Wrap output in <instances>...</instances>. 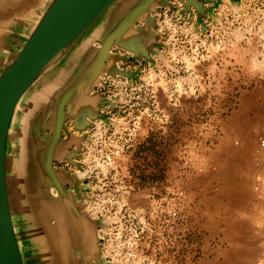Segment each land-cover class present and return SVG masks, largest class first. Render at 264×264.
Here are the masks:
<instances>
[{
    "label": "rangeland",
    "instance_id": "1",
    "mask_svg": "<svg viewBox=\"0 0 264 264\" xmlns=\"http://www.w3.org/2000/svg\"><path fill=\"white\" fill-rule=\"evenodd\" d=\"M168 16L75 169L104 264H264V0H221L202 25Z\"/></svg>",
    "mask_w": 264,
    "mask_h": 264
},
{
    "label": "water",
    "instance_id": "2",
    "mask_svg": "<svg viewBox=\"0 0 264 264\" xmlns=\"http://www.w3.org/2000/svg\"><path fill=\"white\" fill-rule=\"evenodd\" d=\"M6 1L0 0V18ZM118 1L52 0L19 50L0 68V264H24L12 214L14 195L11 197L10 191L13 180L21 203L31 211L42 234L44 245L41 246L45 251L36 264H104L101 262L98 236V229L103 227L102 219H91L84 209V179L67 171L65 166L56 167L54 161L64 163L60 159L67 154L62 148V130H65L66 120L74 119L71 112L81 101L86 100L82 105H85L83 108L88 119L81 128H76L72 121L73 128L79 133L84 129L91 130L93 122L101 121L104 126L108 125V115L100 113V108L109 105L113 112L118 113L114 100L105 99L100 88H106L108 78L116 81L120 77L126 82L135 78L134 71L119 68L118 62L138 60L153 64V55L160 56L163 43H158L152 53L145 43L135 41L137 34L145 31L143 25L136 24L143 21L154 27L158 32L156 39H159V13L164 6L174 8L171 0L124 2L117 20L106 27L99 46L84 67L69 85H64L56 93L50 119L39 117L37 108L31 110L30 115L22 117L15 156H11L8 148L12 121L22 99L48 67L62 57L96 21L114 9ZM201 1L212 4L205 8L200 0H176L179 4L177 15L182 18L193 8L196 23L202 25L205 13L212 16V10L221 0ZM228 1L230 5L241 4L240 0ZM12 6H15L14 3ZM146 36L151 38L152 34L147 32ZM113 45L131 54L130 58L113 53ZM93 89L95 91L91 93ZM79 98V101L76 100ZM66 134L72 137V133L66 131ZM79 138L78 141L90 140L85 133ZM13 141L15 146V138ZM78 141L74 156L81 157ZM68 164L81 167V162L68 161Z\"/></svg>",
    "mask_w": 264,
    "mask_h": 264
},
{
    "label": "crops",
    "instance_id": "3",
    "mask_svg": "<svg viewBox=\"0 0 264 264\" xmlns=\"http://www.w3.org/2000/svg\"><path fill=\"white\" fill-rule=\"evenodd\" d=\"M51 1L52 0L6 1V6L0 18V68L5 65L10 59H12L16 51L19 50L20 46L22 45L24 40H26V38L29 36L32 29L38 22L40 16L42 15L43 11L46 9L47 5ZM127 1L128 0H119V3L116 4V7H114V9L104 14L98 21H96V23H94V25L84 35H82L77 40V42L74 43L62 55V57H60L48 67L47 71L39 79L38 83L28 91V93L18 105L11 125V132L15 131L14 134H16V144L20 137V135L18 134V129L22 122V117H24L26 114L30 115V111H33L34 108H37L39 110L37 113L39 117H48V119H50L51 108L53 104L52 102L54 101L57 95L56 93L59 90L61 91L65 87L64 85L71 83V81L78 75V71L80 70V68L84 67L87 60L92 56L95 49L99 46V41L101 36L103 35L104 30L108 25L117 20L116 18L118 14H120L121 6L124 4V2ZM200 2L203 3V6L205 8H208L212 4L201 0ZM240 2H242V0H240ZM13 3L15 6H12ZM171 3L174 5V8L168 9L166 6H164L159 13L158 26L161 28V32L159 33V39H156V33L158 32H156L154 27L146 25L143 21L138 22L136 24L143 25V29L146 32H139L136 36L135 41L138 40V42L140 41V43H145L147 47H150L149 49L150 52L152 51V53L156 51V46L158 43L164 44V33L162 31V26L160 22H162L163 18L167 14L172 13L174 17L178 18V20L187 19L191 20V22L196 21V13L194 12L193 8H191L190 14L186 13L182 18H180L177 15L179 4L176 2V0H171ZM208 17L209 14L205 13V15L202 17V21H204ZM147 32L152 34L151 38L146 36ZM112 52L129 58L131 56V54L117 48L115 45H113L112 47ZM154 56L155 55H153V58ZM136 64L138 66H144L148 63L138 60H132L130 63L121 61L118 62V67L124 70L134 71ZM100 88L102 89V93L104 94L105 99H107L108 101L114 100V106L118 109L117 101L116 99H113L111 96L108 95L107 87L102 88L100 86ZM93 91H95V89H93L91 93H93ZM80 99L81 98L76 100L79 101ZM82 103H86V100L81 101L80 105L73 112H71V116L74 119L68 121L66 120L65 130H62V148H65L67 154L65 156H61L60 159L64 163H60L57 160L54 161L56 167L65 166L66 170L70 171L71 173H76L75 169H77V166L69 165L68 161H72L74 163L80 162V157L74 156L77 154V138L82 137L83 133L88 134L90 131H92L95 125V122H93L91 130L84 129L83 131H81V133H79L76 129L73 128V120V122H75L76 128H81V125L84 124L83 122L88 119L86 109L83 108L85 105H82ZM99 112L108 115L109 118V114L110 112H112V109L109 105H107L104 108H100ZM163 112L166 115L168 111L164 109ZM48 123L51 124V120H49ZM66 131L72 133V137L68 136L66 134ZM142 134H144V128H142ZM141 139L144 140L145 136ZM78 144L80 145L81 149L84 147L87 148L85 141L79 140ZM13 150L14 149H11V156H15L16 150ZM134 150L135 149H133L132 151ZM78 177L84 179L82 183L84 188V209L88 212L91 219H100L98 214L91 213L87 208V200L90 197L89 195L92 194L91 184L90 182H88L89 180L85 176ZM10 193L14 195V199L12 200V214L14 219L17 241L20 247L22 258L24 260V264H36L37 260L42 257V252L45 251V249L41 246L44 245L42 242V234H40V229L39 231L37 229L38 225H36L31 211L26 206H24L23 203H21L19 192H17L14 188V180ZM99 231L100 230L98 229V236ZM101 262H104L102 253Z\"/></svg>",
    "mask_w": 264,
    "mask_h": 264
},
{
    "label": "bare ground",
    "instance_id": "4",
    "mask_svg": "<svg viewBox=\"0 0 264 264\" xmlns=\"http://www.w3.org/2000/svg\"><path fill=\"white\" fill-rule=\"evenodd\" d=\"M232 7L234 8V9H236V8H238V5L237 4H235V5H232ZM236 32H238V31H236ZM237 34V33H236ZM236 34H233L234 36L236 35ZM241 33H238L237 34V38H238V36L240 35ZM241 36V35H240ZM236 37V36H235ZM234 37V38H235ZM249 101V100H248ZM249 102H251V101H249ZM245 102L243 101V103H242V106H243V104H244ZM246 104V103H245ZM251 104V103H250ZM252 106H253V104H251ZM252 106H250L249 105V107L251 108V109H254V107L252 108ZM248 107V106H247ZM250 108H248V109H250ZM240 110H241V108H240ZM242 112V111H241ZM241 112H239V115H241ZM248 112V111H247ZM254 112H255V110H254ZM257 112V111H256ZM259 112V111H258ZM243 113V112H242ZM243 115V114H242ZM246 115V114H245ZM258 115H259V113H258ZM244 117V116H243ZM264 118V117H263ZM245 119H246V117H245ZM244 119V120H245ZM257 119H259V118H257ZM244 120H241V121H244ZM228 121H230V120H228ZM240 121V120H239ZM262 122H263V120H261ZM261 122V123H262ZM229 123V122H228ZM242 123V122H241ZM260 123V124H261ZM263 125V124H262ZM225 126V125H224ZM251 126H252V123H251ZM253 127V126H252ZM254 127H256V124H255V126ZM20 128V127H19ZM238 128V127H237ZM223 129V128H222ZM228 130H229V127H228ZM248 130V129H247ZM18 131H20L19 129H18ZM15 132V131H14ZM14 132H11V141H10V143H9V148H8V150H9V153L11 152V149H14L13 151H15L16 149H15V147H16V143H15V146H14V141H13V138L12 137H14L15 138V135L16 134H14ZM14 134V135H13ZM9 135H10V132H9ZM13 135V136H12ZM233 140V139H232ZM240 142V141H239ZM253 143V142H252ZM259 143V142H258ZM261 146H263V145H261ZM260 149H258V151H259ZM263 151V150H262ZM261 151V152H262ZM219 153V152H218ZM255 154H257V152H255ZM218 155V154H217ZM216 156V155H215ZM260 157L262 156V154L261 155H259ZM258 155H257V158L259 157ZM256 157V156H255ZM264 157V156H263ZM214 158H217V157H214ZM218 159V158H217ZM260 160H262V157H261V159L259 158V162H260ZM253 162V161H252ZM262 163V162H261ZM261 163H259L257 166H262V164ZM261 164V165H260ZM254 167V166H253ZM258 167H256V169H257ZM254 169H255V167H254ZM255 169V170H256ZM258 170V169H257ZM256 170V171H257ZM254 173V172H253ZM255 181V180H254ZM262 182V181H261ZM11 195H12V193H11ZM255 200H256V198H255ZM260 201V200H259ZM258 201V202H259ZM12 203H13V201H12ZM260 203V202H259ZM261 203H263V205H264V200L263 201H261ZM14 204H16V203H14ZM257 204V203H256ZM262 205V204H261ZM261 207V206H260ZM261 209H263L262 207H261ZM262 212V211H261ZM262 214H264L263 212H262ZM260 217V216H259ZM261 218V217H260ZM264 218V217H263ZM21 220V219H20ZM260 222H262V221H260ZM17 224V223H16ZM260 224V223H259ZM261 225V224H260ZM263 225V224H262ZM264 226V225H263ZM256 228H258V227H256ZM261 227H259V235H264L263 234V232H262V230H263V228L261 229ZM256 231H257V229H256ZM21 232V231H20ZM256 237H258L259 238V236L257 235ZM260 237H262V236H260ZM264 237V236H263ZM258 238H256V239H258ZM264 239V238H263ZM263 239H261V240H257V244H258V242H260V246L261 245H263L264 246V241H262ZM249 243V242H248ZM251 243V242H250ZM249 243V244H250ZM252 244V243H251ZM258 247V248H255V250H256V253L257 252H261V251H263L264 252V249L262 248L261 249V247ZM262 246V247H263ZM261 254V253H260ZM259 255V254H258ZM260 256V255H259ZM263 256V255H262ZM262 256H260V257H262ZM258 257V256H257ZM256 259V258H255ZM264 259V258H263ZM255 261V260H254ZM262 261V260H261ZM260 263V262H259ZM262 264H263V261H262Z\"/></svg>",
    "mask_w": 264,
    "mask_h": 264
},
{
    "label": "built area",
    "instance_id": "5",
    "mask_svg": "<svg viewBox=\"0 0 264 264\" xmlns=\"http://www.w3.org/2000/svg\"><path fill=\"white\" fill-rule=\"evenodd\" d=\"M167 15L170 16V17L168 16L169 20H170V18L177 19L176 17H174V15L172 13L167 14ZM166 16L162 20L163 23H165ZM137 67H138V65L136 64L135 68H137ZM106 85H107L108 95L113 97V98L119 97L120 93L124 91L123 87H122L123 86V80L121 78H117V81H114L111 78H108ZM262 145L264 146V140L262 141ZM172 214L175 215V212L173 211Z\"/></svg>",
    "mask_w": 264,
    "mask_h": 264
}]
</instances>
